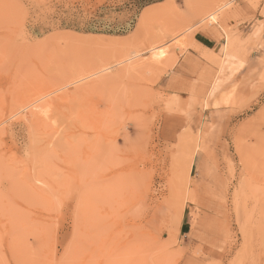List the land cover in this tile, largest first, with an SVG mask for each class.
Returning <instances> with one entry per match:
<instances>
[{"label":"rangeland","instance_id":"374dc122","mask_svg":"<svg viewBox=\"0 0 264 264\" xmlns=\"http://www.w3.org/2000/svg\"><path fill=\"white\" fill-rule=\"evenodd\" d=\"M211 26L181 108L160 79ZM0 264H264V0H0Z\"/></svg>","mask_w":264,"mask_h":264},{"label":"crops","instance_id":"0c3cea01","mask_svg":"<svg viewBox=\"0 0 264 264\" xmlns=\"http://www.w3.org/2000/svg\"><path fill=\"white\" fill-rule=\"evenodd\" d=\"M227 37L228 34L218 26L196 31L190 40L188 38L186 41L191 44L184 49L175 64L161 77V87L167 94L176 97V102L181 108L191 105L205 94L212 78L216 76L211 62L202 55V50L206 49L221 57L226 47ZM180 226L181 233L186 230L188 231L185 234L194 233V226L189 218L184 217ZM197 229V239L204 247L211 246L213 240L209 238L212 237L210 234L212 229L203 228L202 230L201 227Z\"/></svg>","mask_w":264,"mask_h":264},{"label":"bare ground","instance_id":"6f19581e","mask_svg":"<svg viewBox=\"0 0 264 264\" xmlns=\"http://www.w3.org/2000/svg\"><path fill=\"white\" fill-rule=\"evenodd\" d=\"M157 6H155V5H151L150 7H149V9H148V11H147V14L149 13V15H151L150 14V12H152V10H154V8H156ZM220 9H210V10H208V11H206L207 13L205 14V15H207L206 17H203L202 18V20L201 21H205L206 19H209V21H211V22H218V20H217V18H218V16H219V14H218V11H219ZM153 13V12H152ZM146 20V17L145 16H143V19H141V25L144 23V21ZM206 21H208V20H206ZM205 21V22H206ZM211 22H209V23H211ZM165 52H166V49H164V48H162V47H159V48H155L154 49V51H153V54L155 53V57L157 58V59H160V58H162L164 55H165ZM202 55L205 57V58H207V59H210V60H213V61H217V59H215V57L213 56V55H211L210 53H202ZM130 57V56H129ZM134 56L132 55L130 58H128L129 60H131L132 58H133ZM116 60H118V61H115L116 63H114L115 65H119V64H121V61L123 62V60H120V59H116ZM125 61V60H124ZM128 62V61H127ZM219 64V66H220V68H221V70H222V68H223V65H222V63H221V61H219L218 62ZM226 63V62H225ZM114 65V66H115ZM113 67V65L112 66H109L108 64H104V65H102L101 67H98L95 71H91V72H93V73H91V72H89V74L91 73V75L93 76V75H95V74H99V73H102V72H105V71H108L109 69H111ZM226 67V66H225ZM84 74V73H83ZM88 74V75H89ZM86 75H87V73L84 75L85 77H86ZM87 75V76H88ZM81 76H75V79H79ZM81 79V78H80ZM84 79V78H83ZM78 82V81H77ZM206 101V100H205ZM188 140H192V138L191 139H188ZM195 141H196V139H194ZM195 141H193L192 140V142L193 143H191V145L189 146V144H185V146H189V147H192V148H190L191 149V152L193 151L192 149L194 148V146L196 145V143L197 142H195ZM195 142V143H194ZM193 144H194V146H193ZM199 146V145H198ZM200 147V146H199ZM187 148V147H186ZM190 149H187V151H189ZM183 151H186V149L185 150H183ZM186 151V152H187ZM195 151V150H194ZM196 154V153H195ZM183 155V156H182ZM181 155V160L179 161V162H183L184 160H182V158H184V154H182ZM186 159H187V163H189L190 165L192 164V162H193V158H194V152H192V153H188V154H186ZM174 161H176V159L174 160ZM186 163V164H187ZM185 164V163H184ZM188 175V174H187ZM181 175L178 173V174H175V175H173L172 176V181H173V183H172V185H171V188H169L170 189V191H171V193L170 194H172L173 195V197H175L176 195L175 194H173V193H175L174 191H177L180 187H181V178L179 179V181H177L178 180V178L176 179V177H180ZM182 177V176H181ZM185 177V176H184ZM187 180H188V178H186ZM186 180V181H187ZM173 191V192H172ZM181 191V190H180ZM179 193H181V192H179ZM177 199H178V197H176ZM170 199H172V197H171V195H170ZM176 199V200H177ZM179 199H180V196H179ZM173 200V199H172ZM171 200V201H172ZM173 201H175V200H173ZM175 205H177L176 206V210H175V215H174V222H175V224H176V226H180L181 225V222H182V219H183V214H184V202L183 203H181V204H176V201H175ZM181 227V226H180ZM178 231V230H177Z\"/></svg>","mask_w":264,"mask_h":264},{"label":"trees","instance_id":"16d2710c","mask_svg":"<svg viewBox=\"0 0 264 264\" xmlns=\"http://www.w3.org/2000/svg\"><path fill=\"white\" fill-rule=\"evenodd\" d=\"M162 0H133L134 3L138 4L141 7L147 6L149 4L155 3V2H159Z\"/></svg>","mask_w":264,"mask_h":264}]
</instances>
